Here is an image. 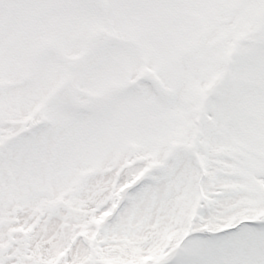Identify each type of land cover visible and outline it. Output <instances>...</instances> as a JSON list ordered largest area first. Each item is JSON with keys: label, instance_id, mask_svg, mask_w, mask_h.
Masks as SVG:
<instances>
[{"label": "snow or ice", "instance_id": "1", "mask_svg": "<svg viewBox=\"0 0 264 264\" xmlns=\"http://www.w3.org/2000/svg\"><path fill=\"white\" fill-rule=\"evenodd\" d=\"M0 264H264V0H0Z\"/></svg>", "mask_w": 264, "mask_h": 264}]
</instances>
